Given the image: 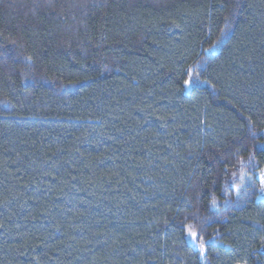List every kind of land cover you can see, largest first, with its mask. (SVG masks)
<instances>
[{
    "label": "trees",
    "instance_id": "1",
    "mask_svg": "<svg viewBox=\"0 0 264 264\" xmlns=\"http://www.w3.org/2000/svg\"><path fill=\"white\" fill-rule=\"evenodd\" d=\"M261 244L264 0H0V264Z\"/></svg>",
    "mask_w": 264,
    "mask_h": 264
},
{
    "label": "snow or ice",
    "instance_id": "2",
    "mask_svg": "<svg viewBox=\"0 0 264 264\" xmlns=\"http://www.w3.org/2000/svg\"><path fill=\"white\" fill-rule=\"evenodd\" d=\"M213 47H215V45L213 46ZM30 59V58H29ZM185 83H187V84H190L191 83V80H188V81H186ZM194 235V234H193ZM203 248H204V246H203V244H201V251L203 252ZM261 249H264V244H261ZM259 255L260 256H264V252H259ZM260 264H264V261H260Z\"/></svg>",
    "mask_w": 264,
    "mask_h": 264
}]
</instances>
